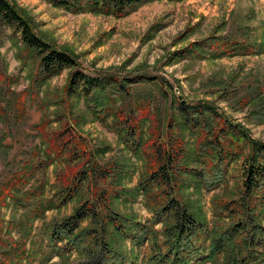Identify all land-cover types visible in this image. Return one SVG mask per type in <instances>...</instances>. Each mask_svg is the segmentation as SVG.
<instances>
[{
    "label": "rangeland",
    "instance_id": "374dc122",
    "mask_svg": "<svg viewBox=\"0 0 264 264\" xmlns=\"http://www.w3.org/2000/svg\"><path fill=\"white\" fill-rule=\"evenodd\" d=\"M8 1L40 38L72 55L77 67L86 74H141L144 78H154L144 79L138 87L149 90L164 120L157 137L154 134L159 128L155 131L152 123L155 108L152 103L151 109H144L151 121L143 122L140 142L133 145L125 141L124 132L113 126L112 116L93 115L83 97L66 92L73 68L52 76L42 75L18 34L0 24V183L16 171L24 172L32 162H39L41 169L24 187L42 184L43 193L37 198L47 199L79 170L97 164L110 170L108 188H118L119 197L112 201L114 210L150 224L153 214L138 185L155 163L151 140L157 138L166 144L172 136L180 135L168 126L173 122L169 116L175 114L178 102L209 101L218 111L242 123L253 138L264 142V122L250 111L254 101L264 98V53L215 59L174 54L193 41L240 30H245L252 40L264 41V0H159L143 4L119 18L100 13H72L44 0ZM172 102L174 107L168 110ZM144 114L139 113L138 118ZM63 129L70 133L65 138L72 137L79 150L85 148L84 158L72 156L68 150L60 152V145L50 148ZM181 134L187 141L186 148H192L195 135ZM239 171L240 160L230 163L227 181L212 190L200 188L193 175L182 174L183 188L179 191L196 218L203 220V228L213 227L215 220L220 225L228 222L224 214L217 216L214 210L217 203L236 193ZM93 190L91 182L71 201L57 205L58 208L51 207L42 217L31 220V236L26 246L33 257L25 264L75 261V254L59 257L51 252L46 246L43 227L70 214ZM5 202L1 212L6 225L11 218L23 215V210L16 208L9 197ZM262 213L264 226L263 210ZM154 228L161 230V225ZM11 234L17 235L16 228L11 229ZM158 240H162L160 235ZM203 240L205 234L197 230L194 247L207 246L208 242ZM149 248L150 242L131 246L125 240L122 248L125 262L113 264H148Z\"/></svg>",
    "mask_w": 264,
    "mask_h": 264
},
{
    "label": "trees",
    "instance_id": "16d2710c",
    "mask_svg": "<svg viewBox=\"0 0 264 264\" xmlns=\"http://www.w3.org/2000/svg\"><path fill=\"white\" fill-rule=\"evenodd\" d=\"M44 1L72 13H100L119 18L143 4L159 0ZM0 24L18 34L42 75L52 76L73 68L66 92L83 97L93 115L112 116L113 126L124 132L125 141L133 145L140 142L143 122L151 121L144 109H151L154 98L145 86L138 87V83L154 78H144L141 74H86L77 67L72 55L40 38L8 0H0ZM261 53H264V41L250 39L245 30L212 35L174 51L179 57L211 59ZM173 107L172 102L167 109ZM152 111L155 131L159 128L157 133L152 132L158 137L164 116L158 105ZM250 111L257 120L264 122V98L254 101ZM174 112L169 116L173 122L168 126L178 130L180 135L172 136L166 144L158 142L157 138L151 140L155 163L138 185L153 214L150 224L141 223L132 214L124 215L114 210L112 201L119 193L116 185L108 188L106 184L109 169L96 164L79 170L53 196L43 199L37 198L43 193L42 184L24 187L41 169L39 162H32L24 172L16 171L0 183V264L30 261L33 254L26 244L31 236V220L42 217L51 207L58 208L57 205L71 201L91 182L94 190L89 197L82 201L79 197L80 202L70 214L43 227L46 246L59 257L75 254L72 264L125 262L122 252L125 240L131 246L150 242L148 264H219L220 260L222 264H264V142L253 138L242 123L230 119L209 101L193 104L180 101ZM139 113L144 115L138 118ZM65 129L57 133V142H50V148L60 145V152L68 150L72 156L84 158L85 148L79 150L72 137L65 138L70 134ZM184 132L195 135L190 149L186 148L187 141L181 134ZM238 160L240 185L232 198L217 203L214 210L217 216L224 214L228 222L220 225L215 220L213 227L203 228V220L196 218L179 191L183 188L182 174L193 175L200 188L212 190L225 184L227 167ZM194 164L196 166H192ZM7 197L16 208L23 210V215L11 218L5 225L1 206ZM157 224L161 225V230L154 228ZM13 228H16V236L11 234ZM197 230L205 234L207 246L194 247ZM159 235L162 240H158Z\"/></svg>",
    "mask_w": 264,
    "mask_h": 264
}]
</instances>
